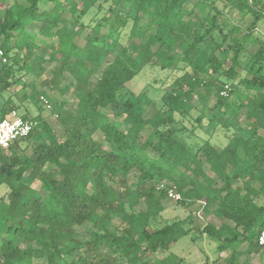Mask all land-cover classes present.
Listing matches in <instances>:
<instances>
[{"label": "trees", "instance_id": "1", "mask_svg": "<svg viewBox=\"0 0 264 264\" xmlns=\"http://www.w3.org/2000/svg\"><path fill=\"white\" fill-rule=\"evenodd\" d=\"M94 8L104 9L96 24L80 22ZM227 8L242 20L254 17L243 37L236 36L239 24L222 21ZM263 19L264 0H0V49L7 57L0 61V121L18 107L13 85L23 90L19 103L40 110L41 96L52 93L64 97L74 89L78 101L75 108L62 98L51 102L63 138L42 113L31 119L27 112L23 118L36 128L0 147V186L8 189L0 198V264H150L193 232L198 202L214 207L222 221L202 232L219 252L231 250L226 264H240L238 247L246 242L249 255L264 252L258 244L264 230V47L258 38L255 60L240 67ZM47 64L54 65L51 77L39 88L34 80ZM148 65L181 72L161 107L148 91L125 92ZM226 85L231 90L223 97ZM210 100L208 112L217 119L208 125L224 129L229 143L218 148L208 138L192 151L177 137L176 114L202 112ZM147 128L152 133L143 138ZM170 184L189 210L185 219L162 220ZM86 223L92 230L82 241L77 228ZM183 260L170 255L158 264Z\"/></svg>", "mask_w": 264, "mask_h": 264}, {"label": "rangeland", "instance_id": "2", "mask_svg": "<svg viewBox=\"0 0 264 264\" xmlns=\"http://www.w3.org/2000/svg\"><path fill=\"white\" fill-rule=\"evenodd\" d=\"M23 1V0H21ZM218 5L221 9H223V2L219 1ZM108 6V4L104 5ZM104 10V9H103ZM103 10H99L94 8L88 13L86 16L81 17L80 22L85 25L92 27L96 24V22L102 17L104 14ZM224 18L228 21L235 22L239 24L241 27V31L237 33V37H243L247 29L250 27L251 22L254 20L252 14H249L245 17V19H240V15L236 12H232L228 8L224 10ZM37 29V28H36ZM34 29V30H36ZM89 29V28H88ZM90 30V29H89ZM88 30V31H89ZM256 38H258L260 44L264 47V19L261 20L255 31L253 32L252 37L247 46L248 56L240 62V67L244 68L248 65L250 61L255 60V53L260 48V44L256 43ZM84 43V41H82ZM40 44V43H39ZM46 53L48 51L46 50ZM253 56V59L250 57ZM251 59V60H250ZM46 71L42 75H37L34 80V84L37 87H42L43 83L48 80L50 75V70L54 67V65H46ZM181 75V72L177 70H162L160 67L154 65H148L144 68V70L131 82L125 92H132L135 94H140L145 91L149 92V96L157 102V104L161 107V97L162 94L166 90H170L172 87V83L175 81L176 77ZM242 75H246V72L242 71ZM68 79L70 82H74L73 79L68 75ZM24 82L29 84L33 81V77L31 74H25L23 78ZM30 88L28 92H30ZM10 94L18 105L16 111L24 116L27 112L30 118H34L39 114H43L44 117L48 119L51 123L59 137L63 138L64 133L62 129L59 127L56 122V117L52 113H50L49 109H39L38 106H35L30 101H26L24 104L19 103L18 96L23 94V90L18 85H13L10 89ZM65 99L68 102V107L75 108L77 105V98L75 96L74 89H71L64 97H61L59 93H52L49 96L50 103L52 101H57L60 99ZM196 105L198 104V100L195 98ZM214 105V101L210 100L208 106H205L201 111L193 110L190 115L183 116L180 114H176V122L180 132L177 133L178 139L184 143L190 150L196 151L204 142V139L210 138L211 142L217 146L218 148H223L229 143L230 136L229 134L222 129L221 127L213 128L208 125V122L214 116V114H210L208 112V108ZM203 114L204 117L200 123H198V117L200 114ZM241 126H246V119L244 115L240 117ZM152 130L147 128V130L143 133V138H147L151 135ZM262 133V132H260ZM97 140H102V135L99 133L95 136ZM130 181L133 183L136 181V178L133 174L130 175ZM36 189H38V183L34 185ZM7 188L5 186H0V198L6 194ZM44 194L43 192H41ZM181 201V200H180ZM170 198L164 200L165 211L162 215V220H173V219H185L189 215V210L182 206L179 202ZM264 201V198L260 199V202ZM214 207L206 210V206L203 202H198L193 209V223L190 225L193 228V232L188 236L181 238L171 250L166 254H159L150 258V264H158L159 260L168 257H183V261L185 264H225V259L231 254V250H226L225 252H219L217 249V242L210 239L206 234L202 231L207 225H212L214 227H219L222 224V221L219 220L215 214L213 213ZM160 221L159 226H163V221ZM120 220L114 219V224H119ZM92 230V226L89 223L84 224L81 227L77 228L79 239L82 241L89 239V234ZM249 245V242L245 243V246ZM237 247V246H236ZM239 248V247H238ZM245 248V247H244ZM243 249V247H242ZM247 249H251L249 245ZM259 253H253L250 260L253 261V264H264L259 262ZM36 263H42V261L37 260Z\"/></svg>", "mask_w": 264, "mask_h": 264}, {"label": "built area", "instance_id": "3", "mask_svg": "<svg viewBox=\"0 0 264 264\" xmlns=\"http://www.w3.org/2000/svg\"><path fill=\"white\" fill-rule=\"evenodd\" d=\"M0 61L3 63L7 62V57L3 49H0ZM230 90V86L226 85L220 93L221 96L228 97ZM41 102L46 109H51L52 106L47 97L41 96ZM36 126V121L23 118L16 110L12 111L8 118L0 121V147L2 149H8L15 142L28 137ZM158 188L164 189L165 185L162 184ZM167 195L172 200H182L181 194L173 184H170V189H167ZM258 244L264 247V230L258 236Z\"/></svg>", "mask_w": 264, "mask_h": 264}, {"label": "crops", "instance_id": "4", "mask_svg": "<svg viewBox=\"0 0 264 264\" xmlns=\"http://www.w3.org/2000/svg\"><path fill=\"white\" fill-rule=\"evenodd\" d=\"M165 207V206H164ZM247 243V242H246ZM248 246L249 245H247V246H245V243H243V244H241L240 246H239V250L242 252V253H244L241 257H240V259H239V262H240V264H243L244 262H248V263H250V264H253L252 262L253 261H251L250 259V257L251 256H253V253L252 254H248L247 252H248V250L249 249H247L248 248ZM242 247H243V249H242ZM245 247V248H244ZM259 262L260 263H262V261L264 262V252H260L259 253ZM179 258H181V257H179ZM183 258V257H182ZM226 264V263H225Z\"/></svg>", "mask_w": 264, "mask_h": 264}]
</instances>
